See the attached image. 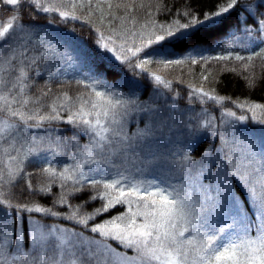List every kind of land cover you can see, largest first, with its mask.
I'll use <instances>...</instances> for the list:
<instances>
[{"label":"snow or ice","instance_id":"1","mask_svg":"<svg viewBox=\"0 0 264 264\" xmlns=\"http://www.w3.org/2000/svg\"><path fill=\"white\" fill-rule=\"evenodd\" d=\"M151 7L0 0V264H264V132L240 130L253 122L264 129V103L189 85L187 106L176 110L154 102L151 88L171 82L145 70L154 60L180 64L169 58L187 50L189 59L195 52L205 64L223 62L221 71L254 89L264 81V64L259 78L254 64L264 60V0H189L167 27L137 29ZM53 11L59 21L38 18ZM69 18L86 21V38L59 31ZM69 71L88 91L73 98L61 90L47 104L54 81L71 83ZM63 122L73 136L53 135ZM59 156L71 162L57 168ZM33 158L38 166L28 171Z\"/></svg>","mask_w":264,"mask_h":264},{"label":"trees","instance_id":"2","mask_svg":"<svg viewBox=\"0 0 264 264\" xmlns=\"http://www.w3.org/2000/svg\"><path fill=\"white\" fill-rule=\"evenodd\" d=\"M113 4L119 3L120 0H111ZM189 0H136L137 4L144 3L146 5L150 4L152 7L147 10H141V15L138 17L139 22L136 25L137 29H140L142 25L149 24V21H154L157 25L164 24L167 27L168 24H172L174 19H179V13H183L186 10V5L188 4ZM41 3L45 6H52L53 8L59 7L61 4L69 3V0H41ZM96 0H92L93 6H95ZM101 3H105V0H101ZM167 5L169 8H172V14L166 16L162 10H159L156 6L157 5ZM63 10V9H61ZM108 9L105 7V12ZM113 11H116L114 8ZM122 12H117V15H122ZM76 15L79 16H87L88 13L84 9H77ZM41 21L46 20H56L59 21L61 18L59 14L53 11L49 14L41 13L38 17ZM2 19V18H0ZM91 19L99 25L98 22V14H93ZM181 22H186L182 20ZM131 23V22H129ZM116 28L119 30V22L116 23ZM107 25L102 28V31H105V35H112L110 31L107 30ZM76 29V34L82 38H86L88 35V28L86 27V21H73L69 18L65 23H61L59 25V31L66 32L69 29ZM149 28H151V24H149ZM115 39L116 37L113 36ZM138 39V38H137ZM236 50L238 51L239 48L237 46ZM258 51V49H257ZM203 54H211L217 55V52L212 53H201ZM241 55H248L246 52H241ZM143 59V57H141ZM169 59H179L181 60L180 64L169 63L167 67L165 64L160 60H154L151 64L145 66V70L149 72H156L157 75L164 78V80L170 81V85H164L163 82H156L153 81L151 88L157 89V93L159 96H163L164 100L160 98L158 101L161 104H173L177 106L176 110L184 109L188 104V95L191 89L189 85H195L196 88L203 87L205 91H211L213 95H224L231 97L232 100L243 102L244 100L255 101L258 103H264V81H259L257 86L254 89H249L247 86V82L244 79L243 75H238L236 73L228 72V71H221L222 68L225 67L223 62H213L209 61L205 64L203 61L200 60L199 55L195 52L191 53V59L188 58L187 50H185V54L181 56L170 57ZM193 60L196 61L193 64ZM254 64L255 67V75L257 78L261 76L260 65L264 64V60L262 59H255ZM238 62L233 61L232 63L227 64L228 68L233 66H237ZM160 69L165 70V72L160 71ZM158 73H164L158 74ZM251 73H245V75H250ZM74 73L69 71L67 79L71 81V83L61 84L59 81H54L51 84L53 92L49 95L46 99L47 104H51L52 100L56 95L60 94L61 90H66L69 92V95L75 98L77 94L83 93L88 91L81 86H78L75 81L73 80ZM48 79V75L46 72H41L37 77V83L40 86L44 85L45 80ZM151 88L144 90L143 94L140 96L141 100H147L149 94L151 92ZM35 92V90H34ZM207 106L209 108L218 109L219 105H213L211 101L208 102ZM225 107L233 108V110H237L232 103H225ZM47 111V109H45ZM197 111H199V107H197ZM214 114L218 115V111H214ZM237 114H242V111H237ZM65 115V113H62ZM141 126H143V120L141 121ZM54 127L63 129L64 131L59 133H53V135H61L64 137H71L74 135L75 130L67 123H59L54 125ZM136 124L133 121L129 122V130H134ZM240 130L250 135L259 136L261 132H264V129L261 128L260 125L253 123H242L240 125ZM79 140L81 143H87V136L80 135ZM13 156L16 154L13 152ZM194 158H199L201 155V151L198 149L196 152L192 153ZM71 161L64 156H59L56 158V162L54 166L57 168H62L63 163H70ZM7 164V158L4 157L0 159V169H2ZM38 166V158H33L28 166V171H32L34 168ZM42 166V165H41ZM58 189H54L57 191ZM78 201L73 200L72 203H77ZM93 205L92 207H95ZM122 211L124 209H118ZM63 222V221H60ZM71 227V225H69ZM120 251H125V249L120 248ZM132 255V252L128 253Z\"/></svg>","mask_w":264,"mask_h":264},{"label":"rangeland","instance_id":"3","mask_svg":"<svg viewBox=\"0 0 264 264\" xmlns=\"http://www.w3.org/2000/svg\"><path fill=\"white\" fill-rule=\"evenodd\" d=\"M160 71H162V72L164 71V72H165V70H163V69H160L159 72H160ZM158 74H163V75H164V73H158ZM160 98H162V100H164V97H163L162 95L159 96V99H160ZM169 107H171V108H173V109H177V106H176V105H173V104H170ZM179 110H180V109H179ZM241 124H242V123H241ZM241 124H240V125H241ZM243 124H244V123H243Z\"/></svg>","mask_w":264,"mask_h":264}]
</instances>
